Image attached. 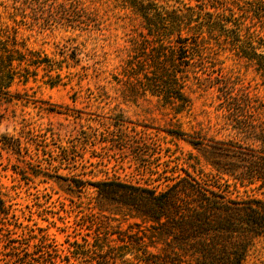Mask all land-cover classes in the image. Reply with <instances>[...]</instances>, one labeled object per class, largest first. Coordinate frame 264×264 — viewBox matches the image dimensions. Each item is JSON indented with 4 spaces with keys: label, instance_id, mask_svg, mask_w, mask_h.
<instances>
[{
    "label": "rangeland",
    "instance_id": "374dc122",
    "mask_svg": "<svg viewBox=\"0 0 264 264\" xmlns=\"http://www.w3.org/2000/svg\"><path fill=\"white\" fill-rule=\"evenodd\" d=\"M85 1L99 13L88 30L20 28L28 48L53 66L39 68L37 76L27 81L16 78L0 93V193L23 226L58 244L92 240L102 231L109 233L114 246L134 233L153 245L149 225L108 195L112 187L98 183L162 189L168 184L166 177L184 176L185 170L196 176L216 175L190 141L225 139L221 93L206 81L207 75L188 69L185 93L190 106L183 112L150 95L130 98L120 74L133 55L132 44L142 31L140 21L128 19L114 0ZM182 1L192 6L211 4ZM253 1L260 0H224L215 6L239 13V5ZM9 3L0 0V11L4 21L13 24L5 13ZM171 4L179 5L177 0ZM210 47L217 51L210 53L216 71L230 78L239 94L251 97L255 105L264 104V76L231 51ZM49 75L56 84L48 82ZM221 176L222 182L231 184L230 197L264 200V189ZM246 264H264V243Z\"/></svg>",
    "mask_w": 264,
    "mask_h": 264
},
{
    "label": "trees",
    "instance_id": "16d2710c",
    "mask_svg": "<svg viewBox=\"0 0 264 264\" xmlns=\"http://www.w3.org/2000/svg\"><path fill=\"white\" fill-rule=\"evenodd\" d=\"M114 1L142 27L120 74L130 98L150 95L181 113L190 106L185 93L188 69H197L218 87L228 134L222 140L194 137L190 141L217 174L196 176L185 170L184 176L166 177L168 184L162 189L98 183L112 187L108 195L116 196L149 225L153 245L134 233L114 246L109 233L102 231L92 240L58 244L49 235L23 226L0 193V264H246L264 243V200L230 197L231 184L222 182L221 175L232 176L241 186L264 189V104L255 105L251 97L236 91L230 78L216 71L210 53L217 51L210 45L231 51L264 76V1L245 2L237 7L239 13L215 6L224 0L197 6L182 0H177L179 5H172L173 0ZM9 2L5 13L13 24L5 22L0 11V93L16 78L27 81L37 76L39 68L53 66L28 48L21 27L84 31L99 19L98 11L90 10L85 0ZM257 24L260 30L255 29ZM48 82L57 83L50 75Z\"/></svg>",
    "mask_w": 264,
    "mask_h": 264
}]
</instances>
